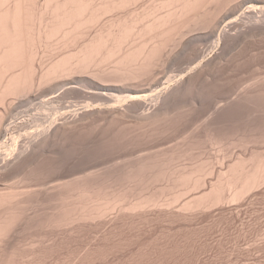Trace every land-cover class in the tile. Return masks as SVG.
Listing matches in <instances>:
<instances>
[{
	"label": "bare ground",
	"instance_id": "bare-ground-1",
	"mask_svg": "<svg viewBox=\"0 0 264 264\" xmlns=\"http://www.w3.org/2000/svg\"><path fill=\"white\" fill-rule=\"evenodd\" d=\"M145 1L0 0V264H42L49 257V250L54 247H51V243L57 235L72 234L86 224L92 226L104 222L108 217L112 218L113 213L118 218H129L136 214L143 215L152 208L168 207L170 210V207L179 203L184 210H181L182 213L199 208H215L216 205L219 207L225 202H233L234 205L264 184V152L253 154L249 159L238 158L228 165L226 171H220L216 181L210 182L209 187H206V177L211 172L214 174L211 168L210 172L204 166L198 168V164L190 168L185 165L174 166L173 162L180 154L167 155L168 152L165 153L166 157L164 153V157L159 153V157L155 154L152 158L148 154V158H145L143 153L145 156L134 158L135 161H131L133 163L127 161L126 166L125 162V167L121 169H96V166H90L92 161H88L90 167L83 168L82 174L79 168H73L76 170L71 172L69 179L62 175L51 181L46 179L52 172H64L60 164L53 165L48 172L47 168L37 169L47 159V163L62 161V156L65 158L64 154H68L67 149L64 153L59 145L70 143L69 137H73L72 141L74 138L76 140L81 132L84 133V129L86 131V128L98 122H104L108 130L114 128V135H118L116 138L121 137L124 130L123 133L128 132L130 136L139 134L137 137L140 138L158 134L161 123L170 121V117L172 119L171 111L175 105L178 111L180 100H184L187 92L198 90L204 82L211 83L218 70L226 65L228 57L231 62V57L235 56L233 52H238L236 50L252 41L263 42L264 0H153L151 4V0ZM142 2L146 4L145 7ZM139 3H142V8L139 5V10L132 9ZM208 55H212L211 58L207 59ZM183 61L188 65H182ZM178 65L184 70L181 66L175 70ZM164 66H168L167 69L173 67L174 70L170 69L174 75H170L168 70L167 73L163 72ZM161 67L163 75L159 73ZM156 73L158 77L154 78ZM256 79L259 80V77ZM214 82L220 81L214 80L212 85ZM206 88L204 90L208 91ZM259 90L248 92L246 89L247 93L237 98L239 102L246 100L249 103L251 100L264 99V89ZM200 91L203 92L202 89ZM202 92L198 95L202 96ZM188 94L187 97L190 96ZM74 97L86 99L87 103L68 102ZM185 99L187 101L188 98ZM197 101H191L190 106L198 107ZM193 102H197L195 106ZM65 104L69 106L64 107ZM215 107H218L217 104ZM176 110L173 112L177 113ZM112 143L111 140L103 144L110 148ZM89 147H86L89 151L91 148L96 151L98 145ZM107 148L103 150L104 153ZM111 148L107 154L113 153ZM82 149V152L87 150ZM115 149L113 154L116 153ZM30 167H37L33 182H37L39 191L14 189V184L9 185L12 181L7 184L13 171H29ZM119 178L127 183L126 186H123V181L120 184ZM22 179L25 181L26 178ZM161 181L168 183L158 187V190H152V186ZM117 183L120 187H117ZM169 192L172 193L171 198L166 196ZM187 194L190 197L181 200ZM26 234H30V237L24 238ZM71 257L78 261L74 256Z\"/></svg>",
	"mask_w": 264,
	"mask_h": 264
},
{
	"label": "rangeland",
	"instance_id": "rangeland-1",
	"mask_svg": "<svg viewBox=\"0 0 264 264\" xmlns=\"http://www.w3.org/2000/svg\"><path fill=\"white\" fill-rule=\"evenodd\" d=\"M144 1L145 0H143V2ZM146 2L148 3V1H145L144 3H146ZM142 3H139L137 5V7H135L136 5L133 6L134 8H132V9L139 10L140 7L141 8L143 7ZM149 3L150 4L153 3V0H151V2H149ZM139 5H142V6L139 7ZM145 6H146V4H144V7ZM262 40H263V42L260 40L261 43L259 42V40L258 41L256 40V41H252V42H249L248 44H246L245 46L248 45L247 47L244 46L246 48V50L247 49L251 50V48H252L251 51H249V50L246 51L245 48L243 47L244 49L241 48V49L236 50V51H238L237 53L233 52V55H235V56H232V57L234 59L231 57V62H230L229 61L230 57H228L229 59L226 61L228 64L225 62L226 65L220 69L221 71L218 70L220 73L218 71L217 72L219 74L216 73L218 77L216 76L213 80H211L212 82L214 80L220 81L219 83L217 82L218 84L214 82L215 83L214 85H216V86L212 85L213 84L212 82L210 83L208 81V83L212 86H209L208 83L204 82V83H202L205 85V86L203 85L204 88L200 86L201 89L203 90V92H202V91H200L201 89L198 85V87H199L198 90L200 92L197 89H196V91H195V89H191L192 91L194 90L193 92L195 95L193 94V92L191 90H190V92H187V94L192 93V94H188V96L190 95L189 96L190 98L187 97V94H186L185 98H188L189 101H188V99L186 101V99L182 95V99L184 98L185 101L184 100L181 101L180 100L181 98H179L178 100H180L181 105L183 104L182 102H185L183 104V107L186 110L180 105L179 101L176 100V102L179 103V106H181V108L178 106V108L180 110L178 109V111H177L176 110L177 105H175V107L173 109L176 110L177 113L179 111L180 112L177 114V113L173 112L174 110H172L171 113L172 114L175 113V115H174L175 117L171 114L170 116H172V119L169 116L170 121H168V122L164 121L165 124L161 123L162 126L160 125L163 129L164 128H167V129L163 130L160 127V129H159L160 131H158V134H154L151 137H147L148 135H146V137L144 136V138L137 137V136H139V134H136V135L132 134L133 136H130L131 134L128 132L123 133V132H125V130L123 129L124 131L123 132L121 131L122 134L120 132L121 137H118L121 139L120 140V139L116 138L118 136L117 134H116L117 136L114 135V130H112L114 128L109 129L110 130L109 131L108 128L104 127V122H100V123L98 122L101 126H99V124L97 123V124L92 126L93 128L92 127H89L90 129L86 128V131L90 130L89 132L88 131L86 132L84 129L83 130L84 133L81 132L82 135L80 134V136H78V138H76V140L74 138V141H72L73 137L72 138L69 137L71 139L70 143H72V144L66 143L63 145L62 144L59 145L61 150L62 149L64 150V153L66 152L65 150L67 149V154H68V155L64 154L65 158H63V156H62V161H59V162L55 161V162H51V163L49 161L47 163L46 162V161H48V159H47L46 161L43 162V164H40L39 165L40 167L38 166V168L35 167V169H34V167L33 168L30 167L33 171L30 170V168H28L29 171L28 170L20 171V172L18 171L19 173L16 171L17 174H19L18 176H17L16 172L13 171L14 174H13V172L11 174H13L15 177H13V175L9 176L10 181H8L7 184H9L11 181L14 182L17 180L14 178L21 177L19 180L16 181V183L11 182L12 185L11 184H9V185L13 186V184H14L15 187L13 186V188L17 189V190H23L24 189V190L39 191V190H37L38 187L36 186L37 182L36 181L33 182V177H34V173H35L36 168L39 170H44V168H47L46 170L48 172V171H50V169L53 168V165L60 164L59 166H62L64 168L63 169L64 172H62V174H57L56 171L52 172L51 174H49L47 176L46 179H48V181H51L53 179L58 178L59 175L64 176L65 179H69L71 172L76 170V169H73L75 167L79 168V170L82 174L84 172L83 168H85L86 166H89L87 163L88 161H92V162H90L91 163L90 166H93V167L96 166V169H100V168L103 169V167H104V169L105 168L108 169V168H112V167L113 168L118 167V169H121V168H124L128 164L127 161L130 163H133L135 161L134 158H136V157L138 158V156L148 154L149 158H152V156H155V154L158 155L156 157H159L161 153H162L161 154L162 156L164 153V155L166 157L165 153L168 152L167 155H169V154L174 155L176 153H177V155L180 154L175 159V161L173 162L174 166H179V165L184 166L185 165V167L189 166L188 168H190L193 165L196 164L195 166H197V164H198L199 165L198 168H200V166H201V168H203V166H204L205 169H207L209 171L211 168V170H213L214 174H212V172L210 171L211 173L207 176L208 178L206 177V182H207L206 187H209L210 182L216 181L217 174L220 171H226L228 168V165H232V163L236 162V160H238V158L243 157L244 159H249V157H251L253 154H256L259 152L261 154H263V152H264V126H263L264 125V99L259 98V99L251 100V103H249L250 101H246V100H241L240 102L238 100V98L240 99L241 95L243 96L244 94L247 93V91L245 92L246 89H248V92L249 91L257 92V90H259L258 88H260L261 91H263V89H264V76H263L264 75V51H263L264 50V39H262ZM253 42L256 43L255 44L256 46L253 45L254 44ZM260 48H261V50H260ZM241 50L244 52H241ZM57 53H58V51H57ZM234 53H236V54H234ZM237 54H238V56H237ZM211 56L212 55H208L207 59L211 58ZM235 59H237V60H235ZM185 63L186 62L183 61L182 65H188L187 63L186 64ZM238 64L239 65L241 64V65L239 66ZM180 66L181 65L176 66L175 70L179 69L178 67H180ZM166 67H168V66H166ZM166 67L164 66V68H166ZM162 68L163 67H161L159 69L160 72L157 70V73L159 72V73H162V75H163V72L167 73V70H168V72L170 71L169 72L170 75L173 74V73H171V71L174 70L173 67H169L168 69L166 68L165 70L163 68V72H161ZM170 68H172L173 70H171ZM183 68L184 67H182V69ZM157 73H156V76H154V78L158 77L159 73H158V75H157ZM162 75L160 74V76H162ZM258 77H259V80L256 79ZM224 83H226V84H224ZM206 84H208V86H206ZM248 84H250L251 86H249ZM247 86H248V88H246ZM205 87H207L206 90H208V91L204 90ZM215 87H217V88H215ZM255 87H257V88H255ZM218 88H220V89H218ZM232 88H233V91H232ZM234 88H236V91L238 93L241 90H244V92L243 93L240 92L238 94V93L234 92L235 91ZM212 89H214V90H212ZM254 89H256V91ZM230 91L234 92V93H231ZM196 92H199L198 94H200L202 92V96L198 95ZM229 94L231 95V97L229 96ZM232 94H234L233 96H236V94L238 96L233 97ZM208 95L211 97V99H210V97L207 98ZM225 95L228 96V98L225 97ZM196 97L199 98V101H197ZM206 99H209L208 100L209 103ZM216 99H217L218 103H217ZM262 99H263V101H262ZM194 100L199 102V103L196 102L198 107L195 106L196 103L193 102V104L195 103L193 106H195L196 108L190 106V105H192L191 101H194ZM260 100H261V102H260ZM72 101L73 102L80 101L81 103L83 102V104H85L84 102H86V99H82V98L80 99V97H76V98L74 97L73 100H71V99L68 100V102H72ZM255 101H257L258 103ZM176 102H175V104H177ZM189 102H190V104H189ZM215 103L217 104V106L220 109L218 107H215V105H216ZM219 103H220V105H221V103L222 104L224 103L223 105L225 107L223 105L220 106ZM243 103H244V105H243ZM66 105L67 104H65L64 107ZM228 105H229V107H228ZM67 106H69V105H67ZM185 106H187L188 109ZM182 108H183V111H182ZM217 108L219 109L220 112L218 111ZM216 111L218 113H216ZM234 118H235V120H234ZM19 121H22V120H19ZM166 125H167V127H166ZM171 125H172V127H171ZM95 126L97 129L95 128ZM105 128L107 131L105 130ZM95 129L97 132L94 131ZM98 129H100V130H98ZM126 129L129 130V128H126ZM164 131L165 132L167 131V132L165 133ZM9 133H11V132H9ZM149 133H151V132H149ZM110 135H112V136H110ZM99 136H102V137L99 138ZM155 136H157V137L155 138ZM125 137H127V138H125ZM133 137L136 139L134 140ZM141 137H143V136H141ZM152 137L155 139L154 141H153ZM148 138H149V140H148ZM116 139H117V141H116ZM139 139L142 142H138V141H140ZM111 140L113 142L111 144V146H114L113 147L114 149L116 147H120V148H116L119 150L115 149L116 153L113 154L114 149H112L110 146V148L112 149L110 151L113 152V153H111L112 155L109 153L111 155V157H110V155L107 154L108 150L110 148H107L108 146L106 147V145L103 143L109 142ZM148 141L150 142V144ZM101 142H103V143H101ZM195 143H196V145L190 147V148H192V149H190L189 146L193 145ZM67 144L69 145L68 147L65 146ZM95 144L98 145L99 148L97 147V149H100V151H103L107 148V150H106L107 152L106 153H104L105 151L100 152L97 149H96V151H94L92 148L90 151L87 149L89 146H93ZM99 144L102 146H100ZM74 145H76L78 150L76 149V147H74ZM103 145L106 148L104 147L103 150H101L102 149L101 147H103ZM70 146L75 148L76 151H75V149L71 150L72 148ZM69 148H71V149H69ZM82 148L83 149L85 148L88 151L85 150L86 152H82L81 151ZM68 150H70L72 155L69 153ZM80 152H82V153H80ZM172 152H174V153H172ZM198 152H200V153H198ZM246 152H247V154H246ZM150 154H152V155H150ZM148 155H146L147 157L145 156V158H148ZM79 157H81V158H79ZM130 157H131V159H130ZM184 157H185V159H184ZM81 159H83V160H81ZM119 160H120V162H119ZM132 160H133V162H131ZM179 160H181V161H179ZM193 161H194V163H193ZM206 161H208V162H206ZM204 162L206 163V165L204 164ZM72 163H73V166H72ZM124 163H125V166H124ZM180 163H182V164H180ZM217 163H219V164H217ZM200 164H202V165H200ZM208 165H210V166L208 167ZM195 166H194V168H195ZM30 172H31V175H30ZM22 174L24 176H22ZM25 174H27V175H25ZM210 175H212V176L209 177ZM28 176H29V178H27ZM11 177H13L12 178L13 180L11 179ZM23 177H24V179L26 178L25 181L27 179L28 180L25 182L22 179ZM121 179H122V177H121ZM121 179L119 180L120 184L123 181ZM20 180H21V183H22V180L24 182L22 184H20ZM18 181H19V183H18ZM167 183H168L167 181H161L160 184L157 183V185H154V187L152 186V190H156V189L158 190V187L160 188V187L166 185ZM122 184H124L123 186H126L125 184H127V183H124V181H123ZM117 185H118L117 187H120V185L118 183H117ZM262 186H260L256 190H254V193L251 192L250 194L246 195L245 198H243L239 201H236V204H234V205L232 204L233 202H227L230 206L225 202V204L224 203L220 204L219 207H218V205H216L215 208L213 206L212 208L211 207L210 208H204V209L199 208L198 210L196 209L197 211L196 210L194 211V209H193V211L190 210L192 213L189 210H187L186 213H184V212L182 213L181 212L182 209L180 208V203L176 204L177 206L174 205V206L170 207V210L168 209V207L159 208V209L152 208L151 210L148 209L146 212L142 213L143 215L139 214L140 215L139 216L138 214H136L135 217H134V215H132L133 217L129 216V218H128V216H125L124 217L125 219L123 217L118 218V217L114 216L116 214L113 213V214H111L112 218L111 217H108L109 219L107 218L108 221L106 220V221L100 222V223L97 222V223H94L95 225L92 224V226L90 224H86L82 228H80L78 231H75L72 234H71V232L65 233L64 235L63 234L62 235L56 234L57 236L55 238H53L54 241L51 243V247H52V245L54 247H52L51 250H49V253H48L49 257L47 258V260L44 263L42 262V264H71V263L75 264V262H76V264L78 262H79L78 264H102V263L103 264H109V263L110 264H126V263L127 264H148V263L149 264H153V263L154 264H159V263L160 264H264V191H263L264 186L263 187ZM177 190L179 191L180 189L178 188ZM177 190H175V191L177 192ZM202 190L204 191L205 189L203 188ZM175 191H172V192L175 193ZM180 191H182V188ZM168 194H170V195H168ZM192 194L193 193H191V196H192ZM171 195H172L171 192L166 194V196H169L168 198H171L170 197ZM166 196L164 195L165 198H166ZM187 196L185 195L181 200L188 199L190 197V194H187ZM168 198H167V200H168ZM251 205H252V207H251ZM213 208L215 211L213 210ZM200 209H201V211H200ZM206 209L209 211H207ZM210 209L212 211H210ZM176 210L177 211L179 210V211L177 212ZM175 211H176V213H175ZM182 211H184V210H182ZM203 211H206V213ZM240 211H241V213H240ZM135 222H136V224H135ZM179 232H180V234H179ZM26 237H30V234H26L24 238H26ZM170 239H172V241ZM85 241H87V242L85 243ZM155 243H156V245H155ZM61 246H63V247H61ZM88 246H90V247H88ZM158 247H159V249H158ZM97 248H99V249H97ZM150 250H152V251H150ZM101 251L103 252V254ZM77 254L79 255V258L78 257L76 258V256H78ZM71 256H74V258L78 259V261L74 260L73 257H71ZM72 261H75V262H72Z\"/></svg>",
	"mask_w": 264,
	"mask_h": 264
}]
</instances>
